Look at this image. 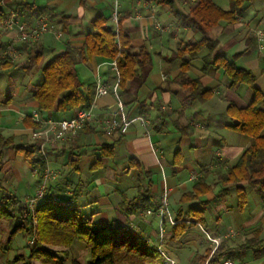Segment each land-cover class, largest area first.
Returning <instances> with one entry per match:
<instances>
[{
	"label": "crops",
	"instance_id": "obj_1",
	"mask_svg": "<svg viewBox=\"0 0 264 264\" xmlns=\"http://www.w3.org/2000/svg\"><path fill=\"white\" fill-rule=\"evenodd\" d=\"M163 1L120 0L119 10L120 29L129 36L133 53L145 50L150 55L146 65L136 68L126 88H120L126 114L147 118L150 137L139 124L124 136H107L101 120L115 109V99L111 94L95 99L92 110L96 117L78 137L70 144L58 143L47 149L48 187L44 198L32 209L57 199L58 207L77 208L95 225L120 221L141 235L146 246L161 247L175 264H183L182 256L184 264H194L198 256L205 255L204 231L222 241L238 239L242 243L260 231L264 242V198L257 190L244 186L247 203L240 209L237 190L222 195L217 185L218 173L234 167L252 141L232 128L227 108L231 103L238 108L248 107L253 91L247 84L232 86L225 71L212 64L210 52L203 50L191 61L188 74L212 96L203 103L191 102L188 89L179 81L183 60L175 55L185 45L202 39L201 33L183 19L197 3L191 6L189 0H174L173 4ZM216 4L224 12L231 10L229 0H216ZM113 11V0L0 1V19L4 17L0 21V131L4 137H14L17 144L34 143L27 123L39 112L33 94L44 82L43 70L68 49H82L87 36L99 32L96 20H104L103 28L116 31ZM44 16L53 24L54 32L44 35L36 45L16 43L17 59L6 57L18 24L26 23L31 28ZM11 17L17 24L8 28L5 23ZM257 29L264 30V0L245 4L235 23L220 21L209 37L219 42L217 54L253 74L255 87L264 95V57L258 51L254 34ZM9 60L11 65L4 67ZM112 62L94 56L76 66L84 94L91 85L102 83L112 88L120 81ZM76 112L38 114L43 119L66 120ZM106 146L112 147L113 158L101 159ZM204 171H208L205 176ZM201 177L213 191L182 203ZM43 178L39 166L31 167L22 155L5 151L1 157L0 207L14 199L10 207L16 218L24 221L19 204L30 207L28 198L37 196ZM149 186V208L128 218L124 203L135 200L140 189ZM164 190L168 191L173 218L184 225V232L175 237L173 229L178 224H167L163 237L160 235L157 211ZM192 210L203 211V225L191 216ZM27 250L31 253L30 248ZM236 253L241 254L233 249L230 258L237 264L264 261V251L244 252L249 256L243 257V263L236 261Z\"/></svg>",
	"mask_w": 264,
	"mask_h": 264
},
{
	"label": "trees",
	"instance_id": "obj_2",
	"mask_svg": "<svg viewBox=\"0 0 264 264\" xmlns=\"http://www.w3.org/2000/svg\"><path fill=\"white\" fill-rule=\"evenodd\" d=\"M3 1V0H0ZM254 0H229L231 10L222 11L216 4V0H197V5L183 19L192 25L195 30L201 33L202 39L184 46L175 56L181 58L182 70L179 81L189 91L191 102H206L212 92L203 88L199 80L192 79L188 74L191 68V61L196 59L203 50L210 52L212 64L223 69L232 81V86L247 84L252 88L253 100L246 108H238L231 103L227 108V114L233 120L232 128L237 132L250 136L252 141L244 151L236 165L226 172H219L217 185L222 190L220 194H228L235 188L239 197V208H243L247 203V192L245 187L257 190L264 198V95L255 87V77L249 70L238 67L234 61L227 60L216 51L219 42L209 37L210 32L217 27L220 21L229 24L235 23L245 4ZM164 3L173 4L174 0H164ZM1 16V15H0ZM1 20H4V17ZM104 20L95 21L98 33L90 34L86 38L82 49H68L59 55L44 70V82L42 86L33 94L37 104L38 113H51L53 111L61 113L76 112L78 110H91L96 96V85L88 87L87 94L81 90V84L76 72V66L87 58L94 56L111 59L117 63L120 73V88H126L129 81L136 75V68L146 65L150 60V55L145 51L134 54L130 43V38L123 33L118 26V32L113 29L103 28ZM188 58L186 60L185 58ZM210 60L206 62L209 66ZM10 60L4 67L10 66ZM1 117V114H0ZM28 119V126L36 129L38 126ZM41 144H17L14 137H4L0 131V172L1 157L5 151L11 150L22 155L31 167L39 166V173L44 177L47 171V160L40 154ZM102 158H113L111 146L102 149ZM208 171H204L205 176ZM151 186V185H150ZM149 188H142L138 197L133 201H126L123 205L127 210V217L138 215L139 210L146 211L150 206L152 193ZM245 186V187H244ZM213 188L205 184V177H201L192 193H187L182 199L186 204L198 200L200 196L207 195ZM15 204L14 199H10L6 206L0 207V220L5 219L9 223L12 233L9 242L12 244L14 237L18 233L24 236H32L36 227L39 237L36 244L28 248L31 249L30 260L40 256L56 261L58 259L53 247H71L75 242L84 243L90 250V264H165L166 259L156 247L145 245V239L126 228L120 221L110 224L95 225L92 218L82 215L77 208H60L52 200H46L34 209L28 208L25 204H19L20 218H16L11 205ZM192 217L196 218L201 225L204 224L203 211H189ZM35 227V228H36ZM174 237L178 233L184 232V225L178 220V226L173 229ZM180 231V232H178ZM233 249L241 254L252 251L255 253L264 251V242L260 239V231L255 235L232 248L228 241H223L215 253L210 257V252L204 256H198L194 264H205L208 260L210 264H220L232 255ZM69 252L63 251V254ZM232 259V257H231ZM73 264H79L73 259Z\"/></svg>",
	"mask_w": 264,
	"mask_h": 264
},
{
	"label": "built area",
	"instance_id": "obj_3",
	"mask_svg": "<svg viewBox=\"0 0 264 264\" xmlns=\"http://www.w3.org/2000/svg\"><path fill=\"white\" fill-rule=\"evenodd\" d=\"M191 5H196L197 0H189ZM114 11L112 14V22L116 26V32H118V26L120 23V0H113ZM17 24V20L14 17L8 19L5 23L6 27L11 28ZM54 31V26L51 24L47 17H41L37 24L31 28L28 27L26 23L18 24V32L12 43H10L5 51V55L11 58L12 60L17 59L18 55L16 53V43L34 45L40 42L41 38ZM258 51L264 57V31L258 30L255 34ZM112 67L116 72V75L119 77V70L117 63L112 62ZM120 81L118 80L112 88L106 87L102 83L96 84V96L95 99L105 97L107 95H112L115 99V109L109 112L102 120L101 127L104 133L109 136H124L128 133L131 127L134 124H139L146 130L147 137H150L148 126L149 120L143 116H137L130 118L125 111V104L121 96L120 91ZM95 114L93 110H78L76 114L66 120H53V119H43L38 113H34L32 120L33 123L37 124V128L32 130L31 138L34 142H39L41 144L40 154L43 157L47 156V149L55 146L58 143H72L78 135L95 119ZM50 176L49 171L44 175V181L41 185L38 193L37 200L43 199L46 192V182ZM36 201V199H35ZM35 204V203H34ZM159 220H160V235L163 237L165 227L167 223L171 226L178 224L171 213L169 200H168V191L164 190V193L161 198L160 205L157 211ZM206 231H204L205 233ZM209 241L214 244L213 253L217 250L220 244V238L210 237L207 233ZM158 252L165 257L166 264H175V262L170 259L162 250L161 247H158ZM207 264H210L209 261ZM220 264H237L233 259L227 258L222 261Z\"/></svg>",
	"mask_w": 264,
	"mask_h": 264
},
{
	"label": "rangeland",
	"instance_id": "obj_4",
	"mask_svg": "<svg viewBox=\"0 0 264 264\" xmlns=\"http://www.w3.org/2000/svg\"><path fill=\"white\" fill-rule=\"evenodd\" d=\"M188 2L190 5L192 4L191 1H188ZM194 7L195 6H192V8H194ZM258 30L264 31L263 29H257V30H255L254 34H256V32ZM48 34H50V33H48ZM25 45H28V44H25ZM34 45H36V44H34ZM6 57H8V56H6ZM32 130H34V129H32ZM32 130H31V132H32ZM30 135H31V133H30ZM47 172H48V170H47ZM196 178L197 177H194L193 179H196ZM48 182H49V178H48V181L46 183L48 184ZM47 184H46V191H47V187H48ZM37 193H38V191H37ZM35 199H36V201H35ZM39 201H41V200L40 199L37 200V196L28 198V205L30 206L29 208L32 210L34 203L37 205V202H39ZM53 202L55 204H60V202H58L57 199H54ZM36 223H37V221H36ZM167 224L170 225L169 223H167ZM36 226L37 225H35V227ZM35 227H34L33 234L31 237L30 236H24L22 233H18L16 236H12V237H14V240H13L12 244H10L8 242H9V237H10V234L12 233V230L9 227V223L5 219H2L0 221V264H25V263H29L28 259L30 256L29 255L30 251L27 250V247L28 246L33 247L36 244V240H37L36 238L39 237L37 227L36 228ZM210 227H211V225H209V228ZM205 233H207L210 237H215V236L210 235L208 232H205ZM202 237L204 239H206L205 250L203 253L205 254L206 252H210V257H211L213 254L212 250L214 249V244L209 241V238H208V236H206V234H205V236H202ZM222 242L223 241L220 238V244ZM228 242L231 246H237L239 244H242V242H240L238 239H234L232 241L230 240ZM53 250L57 251V253H55V254L57 255L58 259H54V260H57V262L56 261L54 262L50 259H47L45 257L40 256L38 258H34L33 260H30L31 264H73V259H76L79 264H90L91 263L90 250L84 243L76 242L69 248L53 247ZM63 251L69 252V255L67 256L65 253L63 254ZM236 256H237L236 261L243 263V262H245L243 257L249 256V253H246V254L236 253ZM208 260L205 262V264L208 263ZM246 262H247V260H246ZM182 263L184 264V256H182ZM258 264H264V261L259 262Z\"/></svg>",
	"mask_w": 264,
	"mask_h": 264
}]
</instances>
